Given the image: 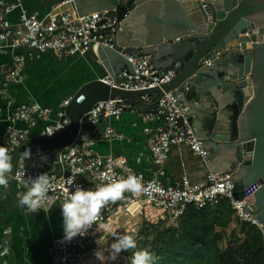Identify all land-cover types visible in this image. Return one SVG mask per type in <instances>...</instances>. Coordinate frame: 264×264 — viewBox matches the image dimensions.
I'll return each mask as SVG.
<instances>
[{"label": "water", "instance_id": "obj_1", "mask_svg": "<svg viewBox=\"0 0 264 264\" xmlns=\"http://www.w3.org/2000/svg\"><path fill=\"white\" fill-rule=\"evenodd\" d=\"M74 1L80 15L111 11L120 22L113 48L90 52L106 76L116 79L124 69L132 72L127 56L140 54L150 55L156 69L176 75L170 83L144 91L112 88L102 78L86 83L68 108L70 128L59 137L19 147L11 155L14 172L21 154L37 145L53 149L56 167H61L60 150L77 138L83 115L98 102L124 100L128 111H148L163 93L173 91L208 154L202 158L185 145L179 147L204 164L206 176L233 173L236 198L242 199L251 184L260 185L256 218L264 235V0ZM81 96L84 101L77 103ZM215 159L216 166L206 164ZM35 165L51 174L40 160ZM16 191L10 179L0 189V202Z\"/></svg>", "mask_w": 264, "mask_h": 264}, {"label": "built area", "instance_id": "obj_2", "mask_svg": "<svg viewBox=\"0 0 264 264\" xmlns=\"http://www.w3.org/2000/svg\"><path fill=\"white\" fill-rule=\"evenodd\" d=\"M23 3L24 0H0V52H10L12 55L8 63L0 65V85L4 87L21 82L27 61L34 54L48 53L58 60H66L95 51L99 46L109 48L114 46L113 42L117 37L116 26L120 22L117 16L111 15V11L80 15L74 0H61L51 5L50 12L44 18H40L36 13L26 10ZM17 9L20 11L19 24L23 30L22 34L12 32L13 24L9 19V15ZM127 59L133 66L132 72L124 69L116 79L105 76L101 81L112 88L124 91H144L168 84L176 75L173 70L165 72L156 69L150 55L127 56ZM206 64H209V61ZM74 97L75 95L63 100L56 112L57 120L54 124L38 132H35L36 127L39 123L49 121L53 110L36 102L17 106L8 120L12 123L22 122L25 127H9L0 139V146H6L12 155L29 140L59 137L72 124L68 117V108ZM84 99V96H81L77 103H82ZM152 102L148 101L149 104ZM128 108L124 100L98 102L83 115L81 125L95 126L103 119L120 117ZM141 117L148 124L144 129L147 136L146 144L157 166L161 167L167 163L172 148L180 145L189 147L193 155L202 158L207 156L208 152L195 134L188 109L179 103L175 92L163 93L156 108L144 111ZM151 123H158L160 126L154 130L149 127ZM49 130L53 135H48ZM103 138L122 139L124 134L109 127ZM29 149L32 153L31 158L21 160L20 157L16 171L23 173V180L47 174L53 183L59 185L56 191L49 193L53 200L44 206L47 210L55 203L63 202V188L74 189L77 185L85 189L93 188L103 182L100 178L103 173L115 177L134 173L143 178L142 182L146 189L138 196L126 193L124 200L105 206L97 224L93 225V229L85 236H77L70 242L65 241V235L56 238L55 256L50 264H83L96 240L98 231L95 229L105 224L108 218L120 209L133 216L148 208L158 210L169 222L177 224L189 207L201 210L227 201L237 223L261 230L262 225L256 218L258 210L255 201V193L260 189V185L251 184L244 189L242 199L236 198L233 173L224 171L209 173L197 184H192L185 176L180 184L166 185L159 179H148L145 175L134 172L125 157L100 154L95 149V140L82 136L81 131L72 144L60 150L61 174L51 175L39 171L35 162L41 159V155L45 156V151L38 145ZM14 183L21 192L26 190L23 183L15 179ZM44 208L39 211H45Z\"/></svg>", "mask_w": 264, "mask_h": 264}, {"label": "crops", "instance_id": "obj_3", "mask_svg": "<svg viewBox=\"0 0 264 264\" xmlns=\"http://www.w3.org/2000/svg\"><path fill=\"white\" fill-rule=\"evenodd\" d=\"M60 1L24 0L23 7L44 18L50 12L51 5ZM19 13L18 9L14 10L9 15V19L13 24L12 32L22 34ZM11 58L10 52H0V65L8 63ZM105 76V72L90 53L76 55L66 60H58L48 53L34 54L27 61L21 82L7 87L0 85V139L11 126L25 127L22 122L12 123L8 120L17 106L36 102L53 110L49 121L39 123L36 127L35 132L41 131L57 120L56 112L63 100L74 96L86 83ZM136 109L139 110V108ZM143 112L142 110L127 111L120 117L103 119L95 126L82 124L81 135L94 139L95 149L100 154L125 157L134 172L141 173L148 179H159L166 185H176L188 176L192 184L202 182L206 176L205 166L191 156L187 149L173 147L167 163L161 167L154 163L146 144L147 136L144 129L148 124L141 117ZM218 114L220 115L219 112ZM158 126H160L158 123L149 124V127L154 130ZM109 127L124 134V138L113 140L103 138V134ZM43 149L47 157L45 163H42L40 159L43 168L51 175L61 174V162V167L57 168L52 156L54 150ZM216 160L206 164L210 166ZM20 192L17 189L15 194L10 193L0 202V264H50L55 256V239L65 235L61 203H55L47 211L28 213L18 204L17 195ZM120 212L121 209L109 217L105 224L99 226L96 240L83 264H101L94 256V251L99 247L104 254H107L103 264H112V260L108 259L110 244L104 242L111 225L110 219ZM125 259H127L126 256Z\"/></svg>", "mask_w": 264, "mask_h": 264}, {"label": "trees", "instance_id": "obj_4", "mask_svg": "<svg viewBox=\"0 0 264 264\" xmlns=\"http://www.w3.org/2000/svg\"><path fill=\"white\" fill-rule=\"evenodd\" d=\"M141 229L138 248L124 252V264L140 249L152 254V264H264L263 232L237 223L227 201L201 210L189 207L171 227L162 221Z\"/></svg>", "mask_w": 264, "mask_h": 264}, {"label": "clouds", "instance_id": "obj_5", "mask_svg": "<svg viewBox=\"0 0 264 264\" xmlns=\"http://www.w3.org/2000/svg\"><path fill=\"white\" fill-rule=\"evenodd\" d=\"M48 135H53L51 130H49ZM82 139L84 138L82 137ZM31 156V150L26 149L21 154V160L30 159ZM12 161L13 157L9 154V149L6 146H0V187L7 188L10 179L23 183L26 190L18 193V204L28 213H37L53 200L49 193L56 191L59 185L53 183L47 174H40L34 178L30 177L23 180V173L14 172ZM41 161L42 163L47 162V157L41 155ZM100 178L103 182L96 184L93 188L85 189L83 186L77 185L74 189L67 187L62 189L64 199L60 207L65 241L70 242L77 236H85L90 229H93V225L97 224L102 210L109 203L115 204L117 201L124 200L126 193L138 196L146 190L142 182L143 178L134 173L120 177L103 173ZM69 183H71L70 180ZM135 202L131 201V203ZM44 210L47 211L46 208ZM95 231H99V226ZM97 244L99 245L98 241ZM137 248V240L134 235L121 234L115 236L109 248L108 259L115 261L122 252ZM94 256L101 264L105 261L104 252L100 247L94 251ZM152 262V254L145 249L135 250L130 258V264H152Z\"/></svg>", "mask_w": 264, "mask_h": 264}, {"label": "rangeland", "instance_id": "obj_6", "mask_svg": "<svg viewBox=\"0 0 264 264\" xmlns=\"http://www.w3.org/2000/svg\"><path fill=\"white\" fill-rule=\"evenodd\" d=\"M162 221H165L166 227H171L173 225H176L169 222L166 219V217L162 214V212L154 209L148 208L142 213L134 216L127 214L126 212H124L123 209H121L120 213L114 215L113 218L110 219L111 225L109 226L108 234L106 235L105 238L106 240L104 243L105 244L108 243L111 245L115 236H119L121 234H132L135 236L136 240H139L142 233L141 228L144 223L158 224L159 222ZM104 255L106 258L107 254ZM124 259H125V255L124 252H122L115 261H112V264H124L126 263L125 261L126 259L125 260Z\"/></svg>", "mask_w": 264, "mask_h": 264}]
</instances>
